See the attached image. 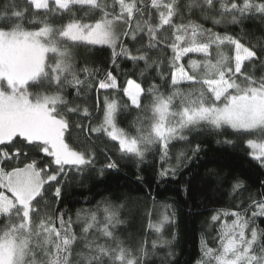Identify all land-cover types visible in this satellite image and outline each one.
<instances>
[{
	"label": "snow or ice",
	"instance_id": "1",
	"mask_svg": "<svg viewBox=\"0 0 264 264\" xmlns=\"http://www.w3.org/2000/svg\"><path fill=\"white\" fill-rule=\"evenodd\" d=\"M184 7L206 19L215 12L214 25L264 20V0H187ZM245 36L206 29L191 18L185 22L180 0H3L0 264H144L145 246L133 251L116 235L120 221L111 206L103 207V222L99 207L77 211L76 221L59 208L64 188L76 177L119 167L107 157L96 169L93 136L113 142L121 159L137 164L157 150L160 177L175 176L190 159L181 152L172 165L169 149L194 130L257 136L245 143L264 167V47L246 44ZM97 46L110 51L101 62L110 67L103 70L78 60L79 49ZM121 61L133 66L123 84L115 74ZM137 75L141 80L132 78ZM126 111L137 113L131 131L120 126ZM94 119L99 123L93 125ZM200 150L199 144L191 148L193 155ZM243 188L235 179L232 192ZM249 200L239 211L214 212L216 246L202 235L197 264H264V229L256 223L264 218V193ZM164 207L160 221L149 224L156 233L174 218L170 205ZM81 220L78 237L73 224ZM81 239L83 250L76 251ZM171 243L160 238L151 247Z\"/></svg>",
	"mask_w": 264,
	"mask_h": 264
},
{
	"label": "trees",
	"instance_id": "2",
	"mask_svg": "<svg viewBox=\"0 0 264 264\" xmlns=\"http://www.w3.org/2000/svg\"><path fill=\"white\" fill-rule=\"evenodd\" d=\"M108 2L111 3V0ZM180 3L185 22L191 18L204 28L216 32L227 31L232 35L247 33L243 42L257 49L264 47V20L255 18L245 20L242 24L214 25L211 17L216 15L215 12L208 13L209 18L206 19L198 9L189 13L184 7L187 0H180ZM190 55L197 58V54ZM109 56L110 51L106 48L100 50V46L78 50L81 64L88 63L102 70L110 67L108 63H101L108 61ZM132 70L130 62L121 61L120 68L115 71L119 83L123 84ZM132 78L141 80L139 75ZM151 82V76L147 81H142L145 88ZM156 82L161 83L158 80ZM161 90L167 91L164 88ZM100 96L102 98L103 90ZM68 99L71 101L73 96L68 95ZM95 99L96 93H93L88 100L90 107L95 104ZM76 102L82 101L77 99ZM148 102L145 100V103ZM176 103H179L178 99ZM136 116V112H124L120 118V126L131 131ZM97 123L99 120L92 121L93 125ZM225 138L233 140L234 144L218 142ZM257 138L236 137L230 132L221 134L203 129L194 130L188 134V141H173L169 149L172 165H176L177 156L181 152H187L190 159L183 160L175 176L160 177L158 172L161 162L157 150L148 154L143 163L137 164L133 160L121 159L113 142L104 137L95 139L93 136L96 169L107 162V157L117 160L119 167L106 170L103 175L95 169H89L83 177H76L72 184L64 188L59 208L66 212V218L71 217L76 221L77 211H96L99 207L98 217L103 222L102 209L109 205L120 221L115 228L116 235L133 251H137L142 244L145 246L148 255L144 257V264H197L202 256V235L210 247L216 246L214 238L217 237L218 225L210 220L214 212L218 209L239 211L237 206H246L250 202V196L259 200L264 193V167L249 156L250 149L245 143L247 139ZM196 144L200 145L201 150L193 155L191 148ZM138 176L142 179H138ZM235 179L243 181L244 188L233 193L232 184ZM165 205H170L167 211L174 213V218L164 226L161 233H156L149 224L160 221ZM256 223L264 229V218H257ZM82 227V220L73 224L78 237L83 235ZM94 234V230L91 231L88 238ZM160 238L171 240L172 243L163 247L158 245L153 250L152 241ZM100 240L103 242V238ZM83 243L81 239L76 251L83 250Z\"/></svg>",
	"mask_w": 264,
	"mask_h": 264
}]
</instances>
